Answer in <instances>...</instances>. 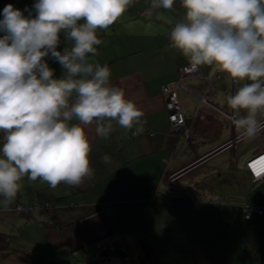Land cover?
I'll return each mask as SVG.
<instances>
[{"label":"crops","instance_id":"1","mask_svg":"<svg viewBox=\"0 0 264 264\" xmlns=\"http://www.w3.org/2000/svg\"><path fill=\"white\" fill-rule=\"evenodd\" d=\"M35 2L0 0V19L6 4L34 17ZM184 12L180 0L170 10L134 0L107 30L97 29L102 43L89 60L109 66L110 83L143 113L142 130L133 134L139 126L125 130L113 121L117 130L105 139L95 122L84 126L94 174L79 187L24 177L15 200L0 203L1 253L34 264L24 247L33 241L41 262L62 252L82 264H264V213L245 218L242 209L264 205V178L252 181L246 168L264 133L243 140L233 124L245 112L231 109L226 97L247 81L215 65L179 79L189 61L170 47L168 34ZM73 45L62 32L57 50ZM45 60L55 78L63 75L58 62ZM177 81L180 109L192 124L185 139L169 122L162 91ZM258 119L264 122V113ZM103 155L109 163L101 162ZM16 203L31 207L15 213Z\"/></svg>","mask_w":264,"mask_h":264},{"label":"clouds","instance_id":"2","mask_svg":"<svg viewBox=\"0 0 264 264\" xmlns=\"http://www.w3.org/2000/svg\"><path fill=\"white\" fill-rule=\"evenodd\" d=\"M134 0H36L28 16L6 4L0 19V196L5 207L15 200L20 181L40 179L55 188L79 187L91 179V145L84 126L96 124L98 136L120 129L142 130L143 113L110 83L111 70L89 60L107 30ZM174 0H150L153 9L170 10ZM185 10L168 34L193 69L215 65L247 81L228 106L245 115L233 120L243 140L264 133V0H180ZM80 21H83L82 23ZM74 41L58 51L60 34ZM63 69L54 77L45 57ZM73 121H77L74 123ZM102 163L110 158L103 155Z\"/></svg>","mask_w":264,"mask_h":264},{"label":"built area","instance_id":"3","mask_svg":"<svg viewBox=\"0 0 264 264\" xmlns=\"http://www.w3.org/2000/svg\"><path fill=\"white\" fill-rule=\"evenodd\" d=\"M199 67L193 69L191 64H185L179 68V79L183 78L188 74H198ZM177 82L166 83L162 87L163 94L165 96V107L168 112V119L172 126V128L180 133V135L185 139L192 129V124L187 122L186 118L184 117L180 105L177 99V91H176V84ZM215 151V150H213ZM246 168L249 172L250 178L252 181H257L261 178H264V141L260 143V151L250 157L246 161ZM174 175L170 176L173 178ZM200 193H205L202 188H198ZM222 198L218 199L221 201ZM29 206L22 205L20 203H16L13 205L12 209L15 213H21L27 211ZM244 217L250 218L254 214L261 215L264 213V205H247L244 204L242 206Z\"/></svg>","mask_w":264,"mask_h":264},{"label":"rangeland","instance_id":"4","mask_svg":"<svg viewBox=\"0 0 264 264\" xmlns=\"http://www.w3.org/2000/svg\"><path fill=\"white\" fill-rule=\"evenodd\" d=\"M36 243L33 241H28L27 245L24 246L26 247L25 252L33 255L32 257L35 259L34 260V264H82L81 261L77 260V258L75 257H71L69 255L66 256H62V252H60L59 254L56 253H52V254H46V256H44L43 261L41 262V258H37L38 256L34 253L36 251V249H34V245ZM14 245V244H13ZM17 248L18 246H12ZM34 253V254H32ZM63 257L64 260L61 261V258ZM61 261V262H58ZM3 262L6 264H20V261H18V257L17 256H13L12 252L10 253H1L0 252V264H3ZM81 262V263H80Z\"/></svg>","mask_w":264,"mask_h":264},{"label":"trees","instance_id":"5","mask_svg":"<svg viewBox=\"0 0 264 264\" xmlns=\"http://www.w3.org/2000/svg\"><path fill=\"white\" fill-rule=\"evenodd\" d=\"M2 133H3V131H2ZM3 137H4V133H3ZM3 142H4V140H3Z\"/></svg>","mask_w":264,"mask_h":264},{"label":"water","instance_id":"6","mask_svg":"<svg viewBox=\"0 0 264 264\" xmlns=\"http://www.w3.org/2000/svg\"><path fill=\"white\" fill-rule=\"evenodd\" d=\"M233 141V140H232Z\"/></svg>","mask_w":264,"mask_h":264}]
</instances>
